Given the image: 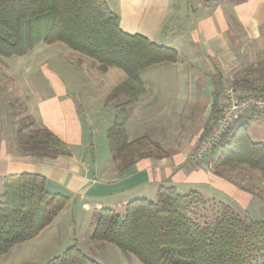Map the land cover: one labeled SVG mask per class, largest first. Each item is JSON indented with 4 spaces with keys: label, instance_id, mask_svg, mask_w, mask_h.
I'll list each match as a JSON object with an SVG mask.
<instances>
[{
    "label": "crops",
    "instance_id": "1",
    "mask_svg": "<svg viewBox=\"0 0 264 264\" xmlns=\"http://www.w3.org/2000/svg\"><path fill=\"white\" fill-rule=\"evenodd\" d=\"M107 2L118 14L124 32L141 34L178 52L176 62L155 64L140 73L145 91L130 108L125 125L129 140L147 137L149 148L154 149L140 151L131 165L122 166L113 158L108 139L107 147L104 143L99 147L91 135L97 131L91 132L81 89L66 84L53 69L42 72L49 87L33 85L28 95L31 104L22 108L25 115L18 114L10 103L21 106L19 88L10 87L9 96L4 91L16 75L0 66V198L7 176L43 175L50 192L69 197L60 213L74 202L89 217L83 233L86 240L96 211L104 207L125 209L133 199L157 196L159 188L166 185L183 194L197 190L211 205L225 203L250 214L249 207L257 196L253 190L212 167L221 148L200 162L191 155L216 116L224 87L235 84L264 89V0ZM75 60L82 62L78 57ZM98 90L100 109L112 111L114 119V105L106 102L113 88ZM23 117L28 121L22 122ZM113 119L105 130L106 137ZM251 123L250 138L264 141V123ZM39 126L67 143L71 155L47 158L26 151L24 141L30 129ZM99 150L103 154L100 159L96 155ZM259 180L264 186L260 174Z\"/></svg>",
    "mask_w": 264,
    "mask_h": 264
},
{
    "label": "trees",
    "instance_id": "2",
    "mask_svg": "<svg viewBox=\"0 0 264 264\" xmlns=\"http://www.w3.org/2000/svg\"><path fill=\"white\" fill-rule=\"evenodd\" d=\"M56 42L91 58L102 71L116 67L126 73L106 98L115 109L107 139L113 158L121 159L122 166L131 165L139 157L134 149L149 141L129 140L125 129L130 108L145 91L140 73L155 64L176 62L178 52L124 32L107 0H0L1 57H23L41 43ZM258 116L264 115L245 113L230 127L221 141L218 167L245 165L264 180V141H253L248 134ZM24 149L38 157L71 155L68 144L45 126L30 132ZM68 200L66 194L50 192L43 175L7 176L0 198V256L37 237ZM86 237L114 244L143 264H247L264 253V220L247 221L228 204H209L197 190L183 194L166 185L159 188L156 201H129L124 215L109 207L99 209ZM45 264L103 263L72 245Z\"/></svg>",
    "mask_w": 264,
    "mask_h": 264
},
{
    "label": "rangeland",
    "instance_id": "3",
    "mask_svg": "<svg viewBox=\"0 0 264 264\" xmlns=\"http://www.w3.org/2000/svg\"><path fill=\"white\" fill-rule=\"evenodd\" d=\"M75 57L80 58L82 62L74 61ZM2 58L3 61L0 62L2 69L4 71L14 72L16 75L14 79H10L6 83V90L4 89V91L9 96V88L18 87V92L20 93L18 94L20 96L18 101L20 103L23 101L21 106H18L13 101L14 98H11L10 100L13 101L10 103L12 110L15 109L18 114H23V110L31 104L32 97L30 98L28 95L32 93L33 85L40 89H47L49 87L48 78L42 72L43 70L48 71V69H53L61 75L63 81H66V84L81 89L80 92L83 96V102L88 110L87 120L88 122H92L90 126L91 132L97 131L91 133V135L94 134L96 138L95 142L99 147L103 143L104 145L108 143L106 142L105 130L113 119V113L109 110L100 109L98 99L101 96V91L98 88L101 87L108 91L112 90V88L127 77L123 70L111 67L107 73H103L99 69L97 62L75 52L61 42L53 44L41 43L23 57L13 56ZM1 81H4V79L1 78ZM121 100H124V98L122 97L116 100V102ZM22 108L24 109L22 110ZM21 119L22 122L28 121L27 117ZM252 123L254 125L264 123V116H258L253 119ZM35 128H31L30 132L34 131ZM87 129L90 131L89 126ZM138 146L134 149L136 153H140L142 150L154 149L151 146L149 148L147 142ZM154 146H156L155 148H159L158 143H155ZM215 150H217V153L220 147ZM96 155L100 159L102 158L100 156L103 154L99 150V153ZM119 160L121 163V159ZM212 167L224 171L227 176L233 178L238 183L240 182L244 187L253 190V193L257 195L249 207L250 214L241 213L240 211L237 212L247 221L264 220V186L259 184V172L240 164L231 167H218L217 158L212 162ZM148 199L156 201L157 196L152 195ZM68 209L64 213L58 214V217L56 216L57 218L52 221L41 236L19 243L8 253L0 256V264H45L50 259L63 254L72 245L78 246L89 256L103 264H143L132 254L123 252L114 244L86 240L83 233L89 217L80 211L79 203L72 202ZM116 212L124 215L125 209H117ZM247 264H264V253L255 255Z\"/></svg>",
    "mask_w": 264,
    "mask_h": 264
},
{
    "label": "built area",
    "instance_id": "4",
    "mask_svg": "<svg viewBox=\"0 0 264 264\" xmlns=\"http://www.w3.org/2000/svg\"><path fill=\"white\" fill-rule=\"evenodd\" d=\"M264 115V89L228 85L224 87L216 116L199 141L191 159L200 162L221 146L228 130L243 114Z\"/></svg>",
    "mask_w": 264,
    "mask_h": 264
}]
</instances>
